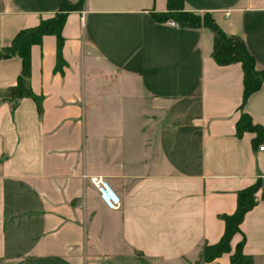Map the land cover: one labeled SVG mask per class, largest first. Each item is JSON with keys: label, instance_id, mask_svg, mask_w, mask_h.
<instances>
[{"label": "crops", "instance_id": "obj_1", "mask_svg": "<svg viewBox=\"0 0 264 264\" xmlns=\"http://www.w3.org/2000/svg\"><path fill=\"white\" fill-rule=\"evenodd\" d=\"M64 0H0V47L52 16ZM72 3L78 0H68ZM167 0H85L56 38L31 47L30 84L42 96L0 102V264H197L224 231L237 192L261 178L256 133H236L246 112L264 129V80L243 105L239 62L219 65L205 27L157 21ZM239 36L264 69V0H183ZM174 22V21H173ZM18 56L0 58V90ZM261 142V141H260ZM120 205L109 207L92 178ZM233 235L264 264V199Z\"/></svg>", "mask_w": 264, "mask_h": 264}, {"label": "trees", "instance_id": "obj_2", "mask_svg": "<svg viewBox=\"0 0 264 264\" xmlns=\"http://www.w3.org/2000/svg\"><path fill=\"white\" fill-rule=\"evenodd\" d=\"M85 0L72 3L64 0L52 16L41 18L32 26L20 29L12 38L9 45L0 47V58L18 56L21 60V68L17 75L16 83L0 90V102H9L15 105L24 97L32 98L38 110L42 112V96L36 95L31 88V47L40 44L44 35H54L56 38V64L55 69H61L65 64L62 58L64 37L62 28L68 12L82 9ZM167 8L164 12H154L153 18L157 21L172 20L180 27L198 28L205 26L214 34V47L212 57L219 65H228L239 62L243 72L242 103L256 91L264 80V69H257L253 56L248 51L243 40L236 35H227L214 21L210 12L196 13L184 9L183 0H167ZM244 131L256 133L254 143L258 146L264 141V129L254 123L246 112H241L236 122V133L241 135ZM261 141V142H260ZM261 190V198L264 199V184L261 178H257L252 184L237 192L236 207L231 214H221L224 222V231L216 243H204L199 251L196 261L210 262L231 251L230 241L234 234L241 233L240 224L245 213L257 202V192ZM243 239L238 242L230 254V264H253L252 257L243 252Z\"/></svg>", "mask_w": 264, "mask_h": 264}, {"label": "built area", "instance_id": "obj_3", "mask_svg": "<svg viewBox=\"0 0 264 264\" xmlns=\"http://www.w3.org/2000/svg\"><path fill=\"white\" fill-rule=\"evenodd\" d=\"M171 24H175V22L171 21ZM257 149L259 151H264V141L258 144ZM92 183L97 188L101 199L107 206L118 207L120 205L117 194L102 177L92 178Z\"/></svg>", "mask_w": 264, "mask_h": 264}]
</instances>
